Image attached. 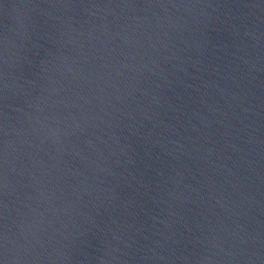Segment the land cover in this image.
Segmentation results:
<instances>
[{
    "label": "water",
    "instance_id": "95a60500",
    "mask_svg": "<svg viewBox=\"0 0 264 264\" xmlns=\"http://www.w3.org/2000/svg\"><path fill=\"white\" fill-rule=\"evenodd\" d=\"M0 264H264V0H0Z\"/></svg>",
    "mask_w": 264,
    "mask_h": 264
}]
</instances>
